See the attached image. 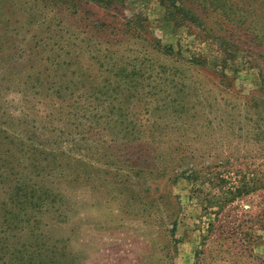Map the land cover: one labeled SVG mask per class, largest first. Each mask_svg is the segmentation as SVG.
I'll list each match as a JSON object with an SVG mask.
<instances>
[{"label": "rangeland", "instance_id": "rangeland-1", "mask_svg": "<svg viewBox=\"0 0 264 264\" xmlns=\"http://www.w3.org/2000/svg\"><path fill=\"white\" fill-rule=\"evenodd\" d=\"M123 1L145 18L141 38L90 27L102 10L0 0V208L36 224L8 246L42 245L58 264H264L257 61L165 21L157 0ZM87 48L135 59L156 87L113 83V61ZM21 179L34 197H16Z\"/></svg>", "mask_w": 264, "mask_h": 264}, {"label": "trees", "instance_id": "trees-1", "mask_svg": "<svg viewBox=\"0 0 264 264\" xmlns=\"http://www.w3.org/2000/svg\"><path fill=\"white\" fill-rule=\"evenodd\" d=\"M34 4L43 3V5L62 6V8L70 14H77L80 10L85 13L92 10H102L104 13L102 17L96 18L90 27L101 26L110 29L115 38L129 33L134 38H141L140 31L147 32L145 18L134 14L131 16L124 15L121 10L124 8L123 0H26ZM163 6L165 21L174 22L178 25H191L199 31H203L205 36L216 39L221 44H227L235 50L246 52L252 56L257 62L255 67L262 88L264 89V0H157ZM87 19V18H85ZM96 28V27H94ZM118 39V38H117ZM158 42L155 41V45ZM94 46L99 45L98 40L92 43ZM95 48V47H94ZM93 50L86 49L90 58L109 59L114 55L113 50L108 48L103 49V54H94ZM95 51L99 52L98 48ZM93 53V54H92ZM111 62L107 66L104 62H99L101 66H107L110 74L115 76L116 79L113 83L125 86L129 91L136 85L142 87L147 86L148 90L156 87L151 83L153 80H147L145 68L142 63H136L135 59L131 61H120L119 64L115 63L116 59L110 58ZM133 61V62H132ZM132 62V63H131ZM198 65L204 64L201 60L195 58L191 59ZM127 65L130 68H127ZM159 72V71H158ZM147 76V77H146ZM157 77V76H156ZM158 79H162L157 77ZM158 84V83H157ZM94 89V88H93ZM107 92V87L100 85L96 86L95 91ZM2 167V166H0ZM2 169V168H1ZM18 177V176H17ZM14 180V179H13ZM15 181L17 179L15 178ZM241 187V186H240ZM244 187V186H243ZM29 192H25L29 190ZM242 189V188H241ZM240 188H237L235 195H239ZM34 184L21 179L19 182V195L16 197H34L35 195ZM28 193V196L26 195ZM45 197L49 196L47 190L42 192ZM217 204L226 199L225 195L213 196ZM209 201V200H207ZM218 209L222 206L217 205ZM35 210L40 211L39 207H33ZM2 212V220L0 222V264H58L62 256H55L53 253L45 254L42 245L36 248H23L15 247L10 248L8 241L11 232L19 223L30 222L34 224L35 215L32 210L27 212L25 206H17L12 209L0 208ZM36 211V212H38ZM41 212V211H40ZM36 226V224H34ZM174 224L172 225V231ZM32 232V231H31ZM34 235V233H31ZM39 248V249H38ZM7 250L8 255L5 256Z\"/></svg>", "mask_w": 264, "mask_h": 264}]
</instances>
